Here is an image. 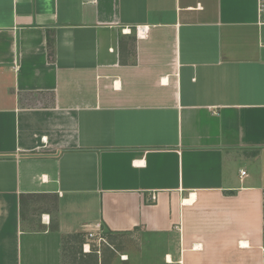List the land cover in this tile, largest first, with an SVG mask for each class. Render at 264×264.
Listing matches in <instances>:
<instances>
[{
    "label": "crops",
    "instance_id": "crops-1",
    "mask_svg": "<svg viewBox=\"0 0 264 264\" xmlns=\"http://www.w3.org/2000/svg\"><path fill=\"white\" fill-rule=\"evenodd\" d=\"M262 19L259 0H0V264H66L98 223L94 264H263Z\"/></svg>",
    "mask_w": 264,
    "mask_h": 264
},
{
    "label": "rangeland",
    "instance_id": "rangeland-1",
    "mask_svg": "<svg viewBox=\"0 0 264 264\" xmlns=\"http://www.w3.org/2000/svg\"><path fill=\"white\" fill-rule=\"evenodd\" d=\"M95 246V244L90 243V252L95 253L96 257H101V256H105V250L102 248V255L100 254V250L99 253L97 254L96 251L97 247ZM103 247V246H102ZM105 249H107V246H104ZM84 252H83V246L78 243V240H73V239H66L64 240V244H63V257H64V262H66V264H94V260L92 259H83ZM82 259V261L84 260V262H81L80 260Z\"/></svg>",
    "mask_w": 264,
    "mask_h": 264
},
{
    "label": "built area",
    "instance_id": "built-area-1",
    "mask_svg": "<svg viewBox=\"0 0 264 264\" xmlns=\"http://www.w3.org/2000/svg\"><path fill=\"white\" fill-rule=\"evenodd\" d=\"M259 2H260V14H261V12L264 9V5H263L264 0H259ZM262 22L264 23V19H262ZM146 33H147L146 30L143 28H141V29L138 28L136 30V35L138 38L145 37ZM240 175L245 176V172L241 171ZM262 196L264 199V190L262 191ZM154 200H155V197L152 196L151 201H154ZM101 232H102V228H101V224H99V223L95 224L94 227L92 228V230H89L86 232L87 243L85 245H83V251L85 250V247H88L87 252L89 251V241L96 243L97 246H100V244H105V240L102 237ZM263 264H264V261H263Z\"/></svg>",
    "mask_w": 264,
    "mask_h": 264
},
{
    "label": "trees",
    "instance_id": "trees-1",
    "mask_svg": "<svg viewBox=\"0 0 264 264\" xmlns=\"http://www.w3.org/2000/svg\"><path fill=\"white\" fill-rule=\"evenodd\" d=\"M78 238H80V237H78ZM78 238L76 237V240H78Z\"/></svg>",
    "mask_w": 264,
    "mask_h": 264
}]
</instances>
